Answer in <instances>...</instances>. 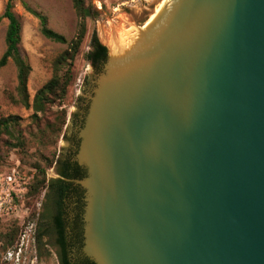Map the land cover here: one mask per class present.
<instances>
[{"label":"water","instance_id":"1","mask_svg":"<svg viewBox=\"0 0 264 264\" xmlns=\"http://www.w3.org/2000/svg\"><path fill=\"white\" fill-rule=\"evenodd\" d=\"M135 22L78 131L82 254L264 264V0H166Z\"/></svg>","mask_w":264,"mask_h":264},{"label":"rangeland","instance_id":"2","mask_svg":"<svg viewBox=\"0 0 264 264\" xmlns=\"http://www.w3.org/2000/svg\"><path fill=\"white\" fill-rule=\"evenodd\" d=\"M73 0H13V13L21 26V40L19 49L27 60L31 71L27 79V93L31 101L35 92L51 77L52 61L65 48V45L57 44L45 39L39 32L38 20L28 13L24 5L30 10L43 15L46 18V26L52 31L70 40L75 32L77 19L72 6ZM162 0H88L98 11L95 19H86V35L81 44L78 55L73 63V82L67 90L62 101V107L67 112L66 124L62 136L56 147L49 146L43 149L36 141H24L23 146L16 149L3 150L0 153V175L14 173L18 186L12 196L11 203L6 209L0 211V235L18 228V235L14 245L7 250L0 247V264H36L34 260V228L35 218L31 220L30 212L34 207L39 212V205L43 197V191L33 201L25 196L26 187L32 181L35 174L33 165H43L40 154L44 157H61L69 150L68 138L77 133L81 128L80 122L84 121L88 108V95H90L93 82L99 74L84 59V54L89 50V39L92 33L99 38V32L110 33L119 27V19L122 15L136 17V22L130 20L137 28L142 27L156 5ZM7 0H0V15ZM166 2V0H165ZM7 21L0 20V57L4 52V33ZM102 44V43H101ZM106 48V60L108 48ZM16 71L12 62H8L0 68V117H16L18 125L26 128L31 124V109H25L19 102L16 93ZM80 126V127H79ZM26 140L28 139L25 135ZM46 170L47 180L55 178L54 168ZM28 204L30 206H28ZM37 264H50V256L42 255Z\"/></svg>","mask_w":264,"mask_h":264},{"label":"trees","instance_id":"3","mask_svg":"<svg viewBox=\"0 0 264 264\" xmlns=\"http://www.w3.org/2000/svg\"><path fill=\"white\" fill-rule=\"evenodd\" d=\"M72 6L77 19L76 32L70 40H66L64 36L47 28L46 18L43 15L30 10L24 5L25 10L38 20L39 32L45 39L66 46L53 59L51 77L35 92L31 101H29L26 87L31 68L19 49L21 26L12 11L13 0H7L3 8L0 20L5 19L7 25L4 33L5 49L0 57V68L4 67L9 61L12 62L16 71L18 102L25 109H31L32 114L30 116L31 124L25 129L18 125L16 117H0V153L3 150L16 149L19 146H23L24 141H36L43 149L49 146L56 147L59 138L62 136L67 120V112L61 105L69 86L73 82V63L86 35V19H95L98 15V11L88 0H73ZM106 54V48L99 43L95 33H92L89 39V50L84 54V59L99 72L106 61ZM25 135L28 137L27 140ZM40 157L43 165L41 166L39 163L33 165L32 168L35 174L24 193L26 197L32 198L33 201L50 185L46 178V170L53 167L57 161L55 153H52L51 157H44L40 154ZM73 171V178L80 181L85 177V171L76 163H73ZM60 186L61 194V192H64L72 185L69 183L61 184ZM79 189L77 188V191L80 193ZM28 206L30 205L28 204ZM33 217H36V225L39 212L36 213L34 207H32L30 212L31 220ZM55 223L60 231L61 222L59 217L55 218ZM17 235V227L1 234L0 247L2 250L12 247L17 239ZM39 238L40 235L34 233V241L38 242ZM61 264L94 263L88 258L83 257L76 259L73 263L61 261Z\"/></svg>","mask_w":264,"mask_h":264},{"label":"flooded vegetation","instance_id":"4","mask_svg":"<svg viewBox=\"0 0 264 264\" xmlns=\"http://www.w3.org/2000/svg\"><path fill=\"white\" fill-rule=\"evenodd\" d=\"M68 142L69 150L54 163L55 178L48 180L50 185L43 191L39 205V218L34 228V233L40 235L38 242L34 241L36 264L42 255L50 256V264H61V261L73 263L85 257L81 251L84 189L77 183L79 180L72 177L73 163L79 165L75 159L79 144L77 133H73ZM69 183L72 186L60 194V185ZM77 188H80V193ZM56 217L61 222L60 231L55 223Z\"/></svg>","mask_w":264,"mask_h":264},{"label":"bare ground","instance_id":"5","mask_svg":"<svg viewBox=\"0 0 264 264\" xmlns=\"http://www.w3.org/2000/svg\"><path fill=\"white\" fill-rule=\"evenodd\" d=\"M165 4V0H162L156 7L154 8L153 12L148 16V19L145 24H147L163 7ZM136 20V17L134 15L131 16H125L122 15L119 19V27L115 30H112L110 33H101L99 32V37L101 40V43L107 46L108 48V56L113 51L114 48H116L123 40H125L128 36H130L132 33H134L136 30L132 27L133 25L129 23L130 20ZM134 23V22H133ZM144 24V25H145ZM143 25V26H144Z\"/></svg>","mask_w":264,"mask_h":264},{"label":"built area","instance_id":"6","mask_svg":"<svg viewBox=\"0 0 264 264\" xmlns=\"http://www.w3.org/2000/svg\"><path fill=\"white\" fill-rule=\"evenodd\" d=\"M17 177L14 173H7L0 175V211L6 209L7 205L11 203L12 196L18 186Z\"/></svg>","mask_w":264,"mask_h":264}]
</instances>
